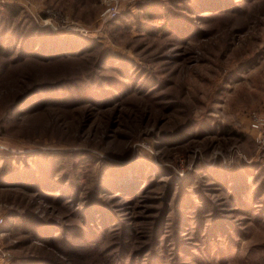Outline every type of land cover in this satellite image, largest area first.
Returning <instances> with one entry per match:
<instances>
[{"label":"rangeland","instance_id":"rangeland-1","mask_svg":"<svg viewBox=\"0 0 264 264\" xmlns=\"http://www.w3.org/2000/svg\"><path fill=\"white\" fill-rule=\"evenodd\" d=\"M9 1L0 264H264V0Z\"/></svg>","mask_w":264,"mask_h":264},{"label":"built area","instance_id":"built-area-1","mask_svg":"<svg viewBox=\"0 0 264 264\" xmlns=\"http://www.w3.org/2000/svg\"><path fill=\"white\" fill-rule=\"evenodd\" d=\"M23 2L28 4V0H11L9 3H14V2ZM251 122H252V128L254 131L257 133V138L256 142L260 149L264 151V117L262 115H258L257 113H253L251 115Z\"/></svg>","mask_w":264,"mask_h":264},{"label":"trees","instance_id":"trees-1","mask_svg":"<svg viewBox=\"0 0 264 264\" xmlns=\"http://www.w3.org/2000/svg\"><path fill=\"white\" fill-rule=\"evenodd\" d=\"M9 11H11L13 14H18L19 13V9L18 8H16L15 6H9ZM32 92V91H31ZM31 92H29V93H31ZM29 93L28 94H26V95H24V96H22L19 100H18V103L17 104H20L23 100H25L26 98H27V96L29 95Z\"/></svg>","mask_w":264,"mask_h":264}]
</instances>
